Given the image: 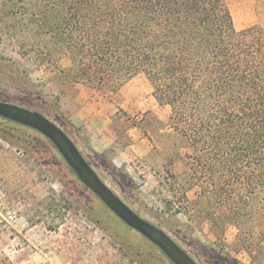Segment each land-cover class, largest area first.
<instances>
[{"label":"rangeland","instance_id":"1","mask_svg":"<svg viewBox=\"0 0 264 264\" xmlns=\"http://www.w3.org/2000/svg\"><path fill=\"white\" fill-rule=\"evenodd\" d=\"M40 1L0 0V100L59 125L123 201L199 264H264V247L249 248L225 215L197 206L202 185L187 158L193 149L170 126V107L156 101L144 75L119 96L93 93L120 103L111 124L77 102L81 94L92 100V92L79 88L69 55L36 22ZM226 1L237 29L264 28V0ZM139 137L149 152L130 146ZM0 264L174 263L87 188L46 136L0 117Z\"/></svg>","mask_w":264,"mask_h":264},{"label":"trees","instance_id":"2","mask_svg":"<svg viewBox=\"0 0 264 264\" xmlns=\"http://www.w3.org/2000/svg\"><path fill=\"white\" fill-rule=\"evenodd\" d=\"M33 14L82 83L118 94L146 76L193 149L197 206L264 247V28L237 29L226 0H41Z\"/></svg>","mask_w":264,"mask_h":264},{"label":"water","instance_id":"3","mask_svg":"<svg viewBox=\"0 0 264 264\" xmlns=\"http://www.w3.org/2000/svg\"><path fill=\"white\" fill-rule=\"evenodd\" d=\"M0 117L33 128L58 149L78 179L92 190L124 223L155 244L174 264H199L163 228L142 217L123 201L99 176L75 141L43 113L0 100Z\"/></svg>","mask_w":264,"mask_h":264},{"label":"crops","instance_id":"4","mask_svg":"<svg viewBox=\"0 0 264 264\" xmlns=\"http://www.w3.org/2000/svg\"><path fill=\"white\" fill-rule=\"evenodd\" d=\"M139 75H143V74H139ZM139 75H136V76H139ZM136 76H134L133 78H135ZM133 78H131V79H133ZM128 81H127V83H128ZM77 84L81 90L85 91L86 89H88V90H90V92H92L89 96L92 100L85 99V97H83V95L81 94V96L79 95V96L75 97V99L78 100L77 102H80V100H82L83 103H87L89 106H93V110L89 114H91L94 118L98 117L101 120L107 119V121L109 122L108 124H111L113 121V116H115V114L117 112V109H114L115 107H113V104L118 107L120 103H118V102L116 103L113 100V98H112V100L111 99L107 100V99H104L101 97H100L101 99H98L99 98L98 95L97 96L93 95V93L96 92L95 89H93L92 87H90L84 83H77ZM122 87L119 90L118 96L121 94ZM80 111H82V110H80ZM130 146L138 147L139 149H142L145 152H149L151 150V145L149 144L147 139L141 138V137H139V139H136L135 143L131 144Z\"/></svg>","mask_w":264,"mask_h":264}]
</instances>
